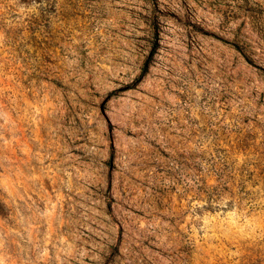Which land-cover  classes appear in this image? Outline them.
I'll return each instance as SVG.
<instances>
[{
  "label": "rangeland",
  "instance_id": "1",
  "mask_svg": "<svg viewBox=\"0 0 264 264\" xmlns=\"http://www.w3.org/2000/svg\"><path fill=\"white\" fill-rule=\"evenodd\" d=\"M0 264H264V0H0Z\"/></svg>",
  "mask_w": 264,
  "mask_h": 264
}]
</instances>
